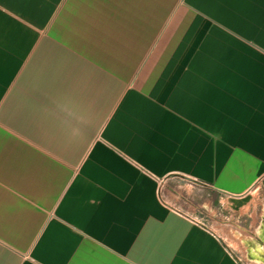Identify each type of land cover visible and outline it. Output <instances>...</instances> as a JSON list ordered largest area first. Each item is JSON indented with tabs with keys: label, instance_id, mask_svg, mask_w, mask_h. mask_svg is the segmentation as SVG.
I'll use <instances>...</instances> for the list:
<instances>
[{
	"label": "crops",
	"instance_id": "0c3cea01",
	"mask_svg": "<svg viewBox=\"0 0 264 264\" xmlns=\"http://www.w3.org/2000/svg\"><path fill=\"white\" fill-rule=\"evenodd\" d=\"M264 264V0H0V264Z\"/></svg>",
	"mask_w": 264,
	"mask_h": 264
},
{
	"label": "rangeland",
	"instance_id": "374dc122",
	"mask_svg": "<svg viewBox=\"0 0 264 264\" xmlns=\"http://www.w3.org/2000/svg\"><path fill=\"white\" fill-rule=\"evenodd\" d=\"M231 247L235 251V253H237L239 255V258H241V261L243 260L244 263L249 262L250 264H252L250 261H248L247 259L244 258L245 256L243 257V255H242L243 252L241 251V249L239 248L238 245H235L234 243H232Z\"/></svg>",
	"mask_w": 264,
	"mask_h": 264
}]
</instances>
